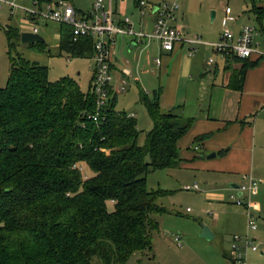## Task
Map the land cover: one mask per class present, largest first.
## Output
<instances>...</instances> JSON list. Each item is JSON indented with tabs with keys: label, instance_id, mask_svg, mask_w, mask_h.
Returning <instances> with one entry per match:
<instances>
[{
	"label": "trees",
	"instance_id": "trees-1",
	"mask_svg": "<svg viewBox=\"0 0 264 264\" xmlns=\"http://www.w3.org/2000/svg\"><path fill=\"white\" fill-rule=\"evenodd\" d=\"M140 0H135L139 3ZM261 25L264 7L248 0ZM9 72L0 87V264H124L135 251L152 249L158 231L156 203L165 194L146 185L156 169L177 168V141L193 117L161 111V88L139 101L152 120L138 144L137 120L116 109L117 93L95 113V96L76 79L48 77V67L15 51V26L4 27ZM59 51L90 57L93 39L73 40L60 24ZM45 51L44 42L28 44ZM259 57H263L260 55ZM226 56L241 62L230 84L241 88L247 69L260 59ZM87 168L86 176L81 167Z\"/></svg>",
	"mask_w": 264,
	"mask_h": 264
},
{
	"label": "rangeland",
	"instance_id": "rangeland-1",
	"mask_svg": "<svg viewBox=\"0 0 264 264\" xmlns=\"http://www.w3.org/2000/svg\"><path fill=\"white\" fill-rule=\"evenodd\" d=\"M16 0H0V87L6 85L9 72V58L7 54V39L4 27L15 25L19 29V38L14 40L15 51L23 57L36 61L48 67V77L56 80L62 76H69L78 82L80 88L86 92L89 89L92 76V65L94 59L90 57H72L64 51H59L60 24L55 21L39 23L38 34L45 40V51L38 52L28 47L27 43L20 42L21 32L32 30L30 23L24 22V15L32 7L34 0L17 1L22 8H12L10 2ZM58 1V0H50ZM73 4L78 10L91 9L93 0H66ZM121 1V0H117ZM148 5L145 7L147 15L151 4L178 3L175 10V19L169 24L181 27L187 37H200L203 43L218 41L220 33L225 27L235 31L239 25H254L259 29V35L254 38L257 50L264 54V20L262 27L253 17L246 14V8L250 7L248 0H144ZM264 4V0H258ZM105 3V1H104ZM150 4V5H149ZM229 7L231 15L237 20L225 18V7ZM180 9V11H179ZM181 9L182 13L181 14ZM214 17L211 18V12ZM78 14H82L78 11ZM189 44L184 49L188 54ZM125 52H118V64L128 66L131 69L128 84L124 92L117 94L116 109L132 113L137 120L139 129L138 144H143L145 135L152 128V120L147 111L139 101L140 90L143 89L149 96L153 90L161 88L160 108L167 112L168 107L162 104L161 97L166 93L168 85L164 64L166 56L158 54L155 41L139 44L131 49L125 47ZM201 59L213 58L219 68L222 66V56L211 50L210 47L199 45L196 54ZM159 58L161 68L155 64ZM169 95V94H167ZM187 112L192 109L194 95L187 88L186 78L178 83V98ZM171 108V107H169ZM194 112V111H192ZM190 114V113H189ZM194 141V140H193ZM185 138L180 141L179 156L183 158V165L178 168H165L150 171L146 175V185L149 189H161L165 194L156 199V203L165 212L155 214L158 223V231L152 235V249L133 252L124 264H233L226 254L230 249L231 235L248 233L255 239L258 250L249 251L246 255V264H264V195L252 197L257 203L254 213L257 216L255 230H248L246 215L241 207L232 203L229 194L232 188L204 168L195 166L192 160L185 159ZM184 154V155H183ZM187 160V161H186ZM195 163V162H194ZM197 163V162H196ZM82 173L88 170L81 167ZM241 182L240 177H235ZM198 185L199 190L185 189L186 186ZM224 206L232 210H225ZM262 210H260V208ZM203 226L208 227L215 236L208 239L201 236ZM89 264H103L98 257H93Z\"/></svg>",
	"mask_w": 264,
	"mask_h": 264
},
{
	"label": "crops",
	"instance_id": "crops-1",
	"mask_svg": "<svg viewBox=\"0 0 264 264\" xmlns=\"http://www.w3.org/2000/svg\"><path fill=\"white\" fill-rule=\"evenodd\" d=\"M104 1L106 6L113 9L116 19L129 16L135 30L149 32L152 29L157 16L155 6L159 4H149L150 8L145 16V7L148 5L146 2L144 13L141 14L139 3H136L135 0ZM255 1L257 6L264 7L263 3ZM74 8L81 13L90 10L80 11L75 6ZM248 9L249 7L246 8L247 16L253 15L254 17V14ZM231 12L230 9V14ZM181 14L183 15L182 9ZM235 20H237L236 17L230 21ZM222 23L226 24L227 21L223 19ZM243 25H239L235 31H232L233 34L237 35ZM255 28L256 37L260 31L257 27ZM261 29H263L262 24ZM150 41L156 42L160 56H166V64L163 68L168 85L165 95L163 98L161 97V106L165 102L168 111L174 110L179 115L194 118L192 125L177 141V147L180 149V141L182 138L186 140V154H183L185 159L196 158L195 163L189 164L204 168L211 174L221 177L229 187V183H240L235 177H240L242 182L244 175H250L259 180L258 190L252 197L264 195V54L263 57L253 54L247 58L248 61L260 60L255 66L246 70L242 86L238 89L230 84V77L232 71L241 66L239 61L227 62L223 58V64L219 68L218 62L209 63L206 58L201 59L198 53L196 55L187 54L184 49L185 44L180 42L175 43L172 50L164 51L160 49L158 42L154 39L145 38L138 42L131 36H118L116 54L113 59L116 81L122 75L123 69H127L131 74V69L128 66L118 64V52L124 53L125 47L131 49ZM201 45L208 46L212 50V47L207 43ZM161 65V61L159 65L156 64L159 68ZM185 78L187 88H190L195 97L190 112H187L183 107L186 102L180 103L182 100L177 99L178 83ZM211 153L215 155L208 158L207 155ZM181 165H183L182 157L178 167ZM224 209L232 210L227 206H224ZM239 210L244 211L243 208ZM260 210L262 209L260 208ZM226 255L229 256V251L224 254L225 257Z\"/></svg>",
	"mask_w": 264,
	"mask_h": 264
},
{
	"label": "built area",
	"instance_id": "built-area-1",
	"mask_svg": "<svg viewBox=\"0 0 264 264\" xmlns=\"http://www.w3.org/2000/svg\"><path fill=\"white\" fill-rule=\"evenodd\" d=\"M16 0L10 2L12 8H22ZM145 1H139L140 13H144ZM178 3H160L155 6L156 19L149 32L135 30L132 27L129 16L116 19L113 9L106 6L104 0H93L91 9L82 14L71 3L66 0L58 1H41L34 0L32 7L25 9L24 22L30 23L31 32L38 33L37 25L55 21L59 24H66L71 28V36L73 40L83 37L93 39L92 58V76L90 88L95 96V113L92 120L97 122L100 110L106 105L110 93H120L126 90L128 77L130 72L127 69L122 70V75L116 81L115 71L113 69V59L116 54V43L118 36H131L138 42L142 39H154L158 42L160 49L170 51L174 48V44L180 42L189 44L188 54L193 55L197 52L199 45L204 44L200 37H187L183 33L181 27L169 24L170 20L175 19V10ZM230 14V8L225 7L224 21L233 20ZM256 28L249 24H244L237 35L227 27L220 33L218 41L207 42L214 52L219 53L222 58L226 56H235L238 58L250 57L253 54L263 55L257 50L254 44ZM213 58H209L208 62L212 63ZM155 63L160 64V59L156 58ZM116 81V82H115ZM236 188H232L229 199L232 203L241 206L246 215V223L248 230H255L257 227V216L254 213L257 207L256 201L252 199L259 187V180L250 175H244L242 182L237 184ZM185 189H198V185L194 183L192 186H186ZM258 246L255 239L250 237L248 233L233 234L231 236V244L229 249V257L233 264H246V255L249 251H257Z\"/></svg>",
	"mask_w": 264,
	"mask_h": 264
},
{
	"label": "water",
	"instance_id": "water-1",
	"mask_svg": "<svg viewBox=\"0 0 264 264\" xmlns=\"http://www.w3.org/2000/svg\"><path fill=\"white\" fill-rule=\"evenodd\" d=\"M214 17V11L211 12V18ZM44 38L39 35L38 33H34V32H21L20 33V42L21 43H27V44H30V43H34V42H44ZM215 154L214 153H211L209 155H207V157H213ZM230 187L231 188H236L238 185L236 183H229ZM201 236L205 237V238H208V239H211L213 238V233L211 232V230L206 227V226H203V229H202V233H201Z\"/></svg>",
	"mask_w": 264,
	"mask_h": 264
}]
</instances>
